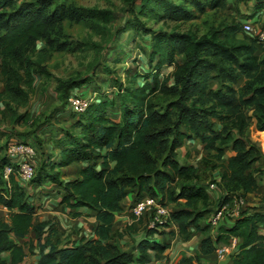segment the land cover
<instances>
[{"label":"trees","instance_id":"1","mask_svg":"<svg viewBox=\"0 0 264 264\" xmlns=\"http://www.w3.org/2000/svg\"><path fill=\"white\" fill-rule=\"evenodd\" d=\"M140 2L142 13L153 7L163 10L162 19H179L186 10L174 0ZM257 3L256 9L264 8V0ZM212 6L223 7L224 0H214ZM89 14L106 22L113 20V13L108 10H91ZM54 22L43 10L20 7L4 16L0 14V67L6 92L26 95L21 88L19 67H23L31 45L44 38ZM239 31H243L242 23L213 28L201 36L194 32H152L150 42H144L143 47L150 50L156 63L144 74L145 82L121 88L123 92L112 98L103 92L84 113H78L72 130H66L65 137L58 142L60 159L40 167L32 181L57 182L64 189L62 204L95 211V233L72 245L59 246L48 239L40 244L37 264H148L151 251H165L168 243L150 237L160 231L161 224L147 230L135 245L136 254L119 244L122 234L114 232L113 226L129 191L135 192L134 203L150 195L161 196L165 203L182 204L172 210L171 219L163 225L175 224L181 235L187 234L191 227L202 230L206 235L202 241L204 254L213 253L232 237H240L242 243L232 264H264V207L253 211L244 208L231 225L221 224L214 236L210 235L211 222L205 221L214 206L220 207L230 203L234 196H247L259 188L258 176L251 168L264 160V153L248 135L250 116L243 107L253 109L257 127L264 131V84L254 87L242 104L236 102L234 95L220 96L214 90L216 80L237 81L238 75L229 67V60L244 74L258 71L264 62L257 54L260 46L255 39L252 38L251 45L230 42ZM169 65H174L177 82L172 87L167 86L169 78H161L162 69ZM88 82H92L90 77L71 82L64 95L68 97L74 88ZM158 92L173 97L165 108L158 109L153 102ZM2 95L4 92H0ZM209 95L214 98L211 110H203L202 115L196 102H206ZM117 104L119 112L113 110ZM216 109L235 111L229 127L217 132L208 120ZM191 139L199 140L206 150L230 147L233 151L221 175V185L227 193L216 201L208 185L201 182L198 168L179 160V149ZM261 141L264 147V133ZM8 162L6 149V154L0 157V186L8 197L0 193V202L11 212L10 222L0 218V264H18L27 254L24 245L13 240L11 234L24 238L34 230L40 241L47 224L35 221V207L14 176L11 188L5 186L2 170ZM75 162L87 165L77 178L61 181L58 169ZM178 182L179 190L175 191L173 186ZM33 247L30 243V249ZM5 252L10 253V262L3 258Z\"/></svg>","mask_w":264,"mask_h":264},{"label":"rangeland","instance_id":"2","mask_svg":"<svg viewBox=\"0 0 264 264\" xmlns=\"http://www.w3.org/2000/svg\"><path fill=\"white\" fill-rule=\"evenodd\" d=\"M213 1L174 0L175 3L184 5L186 10L179 19L168 17L162 19L160 14L163 10L157 11L155 7L142 13L140 0H0L1 16L21 7L43 10L55 21L52 30L31 45L23 67H19L22 76L21 88L26 95L5 91L0 67V92H4L0 97V146L4 147L3 149L0 147V157L6 154L10 140L30 138L39 148L41 158L45 157L44 161L48 162L51 158L50 152H57L55 139H50V136L56 138L57 133L72 130L74 122L72 118L79 117L78 113L71 112L67 107L62 111L59 110L60 107L69 104V96L74 94L71 91L68 97L64 95L67 85L90 77L92 82L85 83L83 88L88 87L97 94V98L101 97L100 94L103 92L111 98L117 96L123 92L121 88L144 83V74L148 73L156 63V59L152 60L150 50L143 47L144 42H150L152 32H194L201 36L213 28L249 20L258 2V0H224L223 7L215 8L212 6ZM91 10L111 11L113 20L106 22L100 16L88 15ZM258 17L259 22H255L256 24L264 20V13ZM230 42L235 45H251L253 39L243 31H239L237 37L232 38ZM257 54L261 61H264V47H260ZM228 64L238 75L237 81L234 82L231 78L225 81L216 80L214 90L220 96L234 95L236 102L242 104L244 99L251 96L254 87L264 84V62L258 71L250 74L241 73L234 67L232 59ZM174 69V65L162 69L161 78H169L167 81L169 87L177 84L173 75ZM172 98L170 95L158 92L153 96V102L158 109H162ZM213 100L212 95H209L206 102L197 101L196 107L201 112L211 110ZM243 109L250 116L248 135L264 153L261 141L264 131H260L257 127L256 114L252 108L243 107ZM113 110L118 111L119 105L113 107ZM234 114V110L216 109L208 115V120L213 130L217 132L229 127ZM47 131L50 132L44 134ZM59 136L61 134H58ZM205 152H207L206 156L199 160L200 180L216 182L214 173L218 172L217 176L222 175L223 165L228 163L233 151L230 147H218L213 151L205 149ZM251 169L258 176L261 187L258 195L246 199L247 205L244 210L264 206V160L254 163ZM173 189L179 190V182L174 184ZM36 194L30 196L36 197ZM211 194L215 201L218 200L215 192ZM224 195L223 192L220 197ZM234 200L235 197L228 203V209L234 207ZM181 205L169 202L171 210ZM41 216V213L37 214L38 220ZM142 218H145L147 224L151 219L147 214ZM127 226H121L124 233L126 231L124 228ZM115 228L120 232L119 227ZM125 235L126 237L120 238L123 240L120 244L124 250L130 251L136 242L130 234L125 233ZM31 253L33 252H29L27 256L29 257ZM30 264H34L33 259Z\"/></svg>","mask_w":264,"mask_h":264},{"label":"crops","instance_id":"3","mask_svg":"<svg viewBox=\"0 0 264 264\" xmlns=\"http://www.w3.org/2000/svg\"><path fill=\"white\" fill-rule=\"evenodd\" d=\"M263 13L264 8L258 10L255 7L254 12H252L250 15L249 21H252L254 23L259 22L258 15H262ZM258 24L264 26V20ZM79 87L83 88L85 87V84ZM79 87L74 88L72 90V93L87 96L89 92H91L88 87L78 89ZM66 107L72 112V110L69 108V105H64L63 107H60L59 110L62 111L63 109H66ZM72 119H74L75 122L77 118ZM49 132L50 131L44 132V134ZM58 134H61V136L58 137ZM65 134L66 133L64 131L62 133H57L56 138H53V135L50 136V139H55V150H57V152H50L51 158L48 162L44 161L46 159L45 157L41 158V154L39 152L36 160V168L38 167V170L43 165L49 166L52 161H57L60 159L62 152L58 142L65 137ZM14 141H27L36 145L35 142L30 138H27L26 140L14 139L10 140L9 143ZM206 154L207 152H205L203 144L197 139H191L187 140L185 144L179 149V160L183 164H194L198 168L199 173V160L203 156H206ZM15 162L16 160L14 158L9 157L8 163ZM86 165L87 164L83 162H75L69 166L59 168L58 170L62 173V176L60 178L61 181L65 182L67 180L77 178L79 176L80 170ZM214 174L216 180L215 184L217 186L214 192L216 193V198H219L223 192L225 194L227 192L221 185V176H217V174L219 173L216 172ZM201 182L206 185L210 183L207 180H201ZM20 183L28 193L30 202L35 207V221L43 222L47 225L44 227L42 239L40 241L37 239L34 230H32L29 235L24 238L17 237L14 234H11V238L13 240L24 245L25 252L27 255L29 252H33L30 254L29 257L26 255L23 261L18 264H30L32 263V259L34 260V264H37L40 258V244H45L48 239H50L51 242L54 244L64 246L78 244L82 238H91L94 236L96 226V212L88 209L87 207L73 208L62 204L61 200L64 194V189L61 184L51 181L49 179L44 180L42 182L30 181L28 183H23L20 181ZM260 187L261 184L259 181L258 190L256 192L249 193L247 196H245L246 199H250L258 195ZM33 193H37L36 197L30 196ZM134 200L135 192L129 191L128 196L122 201L123 209L116 214L113 231L116 232L117 229L115 227H119V231L121 232L122 237H126L125 233L130 234L132 238L135 239V242L137 244L147 234V230L154 227H152V215L147 214L151 218L148 224L146 223L145 218L134 219L130 215V208L134 203ZM166 203L169 205V202ZM227 205L228 203L222 205L218 212L216 211L219 207H213V211L211 212V214L206 215L205 221L207 220L212 224L210 234L211 236H214L216 234L221 224L231 225L234 220L238 217L236 214L230 213V209H228ZM174 209L172 208V210ZM253 210L254 209H250L249 211ZM224 211L225 213H223ZM75 212H79V215H75ZM219 212H221V217L216 220V215ZM38 213H41L42 215L40 217V220H38L37 218ZM122 225H128L130 229L127 230L126 228H124L126 230L124 233L123 229H121ZM146 226L147 228L145 229ZM159 228L160 231L155 232L150 237L157 241L168 243L169 247L163 252L151 251L149 254L150 261L148 264H232L233 256L239 251L240 245L242 243V239L240 237H232L228 243L218 245L213 253L204 254L202 252V241L206 235L202 230H197L196 228L191 227L187 234L181 235L179 232V228L175 224H172L171 226L161 225V227ZM122 241L123 240L119 239V244L122 243ZM233 242L237 245V248L232 250L230 253L226 254L225 257L219 258V250L225 246H230ZM30 243L33 244V249H30ZM136 244H134L131 249L135 252V254L137 253V251L135 250ZM2 256L8 262L11 261V256L9 252L3 253ZM184 259L187 260L183 261ZM131 264L138 263L133 262Z\"/></svg>","mask_w":264,"mask_h":264},{"label":"built area","instance_id":"4","mask_svg":"<svg viewBox=\"0 0 264 264\" xmlns=\"http://www.w3.org/2000/svg\"><path fill=\"white\" fill-rule=\"evenodd\" d=\"M243 24L244 33L248 34L251 38L256 40V43L260 47H264V26L256 24L252 21H245ZM97 99V94L93 91L89 92L87 96L79 94H71L69 96V106L73 112L84 113L90 106V104ZM7 154L10 158L16 160L15 163H8L2 170L3 180L5 186L11 188L12 176L20 183H28L33 180L36 175V160L39 154L37 146L33 143L26 141H14L10 142L7 147ZM21 184V183H20ZM215 182L208 184V191L214 192L216 190ZM0 193L3 196L8 197V194L1 190ZM247 205L245 196H236L234 207L229 211L237 216L241 214L243 209ZM225 207V206H224ZM10 209L0 202V218L10 222ZM171 212L169 205L162 201L161 196L146 195L140 200L136 201L130 208V215L134 219H140L145 214L152 215V227L159 224L163 225L171 219ZM221 217V212L217 213L216 220ZM237 248V245L233 242L230 246H225L219 250L218 257L223 258L226 254Z\"/></svg>","mask_w":264,"mask_h":264}]
</instances>
